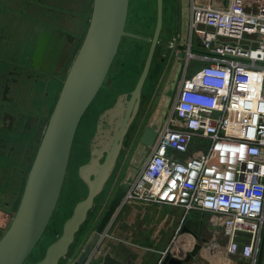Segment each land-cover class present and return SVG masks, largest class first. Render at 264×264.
Segmentation results:
<instances>
[{
	"label": "built area",
	"instance_id": "built-area-1",
	"mask_svg": "<svg viewBox=\"0 0 264 264\" xmlns=\"http://www.w3.org/2000/svg\"><path fill=\"white\" fill-rule=\"evenodd\" d=\"M169 42L183 62L178 93L123 201L210 212L226 253L254 258L264 231V0H193L187 39Z\"/></svg>",
	"mask_w": 264,
	"mask_h": 264
},
{
	"label": "water",
	"instance_id": "water-1",
	"mask_svg": "<svg viewBox=\"0 0 264 264\" xmlns=\"http://www.w3.org/2000/svg\"><path fill=\"white\" fill-rule=\"evenodd\" d=\"M180 1L179 32L181 41L184 42L189 32L190 0ZM129 4L130 0H93L85 37L67 72L46 125L17 211L11 225L0 239V264H24L41 240L61 195L79 123L99 93L122 39L131 37L150 43L141 74L126 105L123 101L126 94H123L113 107L100 116L97 136L92 144V157L88 163L79 168V175L88 186V194L76 203L72 215L64 222L62 234L47 247L44 257L33 264H59L60 260L68 254L77 232L94 205L95 198L101 193L115 168L124 136L138 110L156 48L158 45H170L169 41L160 38L164 25V0H157V19L152 36L126 29ZM45 39L44 36L37 46L35 57H39L43 52ZM179 48L183 46L179 45ZM182 64L181 54H179L169 71L157 107L149 119L130 166L117 186L106 212L82 246L73 264H84L90 256H99L100 245L97 244L138 174L137 166L144 148L149 149L155 144L175 93ZM108 115L109 120L106 118ZM114 117L117 118L115 121L112 119ZM104 120L109 122L110 131H113L112 134L110 131L106 132L107 139H102V134L100 135L104 131L102 130ZM263 256L264 231L257 264H262ZM100 264H123V262L108 252L103 255ZM126 264L133 263L130 260ZM163 264H181V259L172 262L167 257Z\"/></svg>",
	"mask_w": 264,
	"mask_h": 264
},
{
	"label": "crops",
	"instance_id": "crops-1",
	"mask_svg": "<svg viewBox=\"0 0 264 264\" xmlns=\"http://www.w3.org/2000/svg\"><path fill=\"white\" fill-rule=\"evenodd\" d=\"M76 1L0 0V76L2 72L7 74V58L12 66L20 68L22 65L28 73L38 72L29 66L30 61L36 59L33 62L35 67L51 71L45 73L52 78L46 98L47 112L59 90L64 66L78 40L75 32L84 24L86 1L87 12L90 4L92 7V0H81L84 9L81 13L84 14L78 29L77 25L73 27L76 21L71 23ZM208 2L220 1L203 3ZM44 36L45 48L39 57H35ZM3 87L7 89V83L3 84L0 79V92ZM3 168H7V162L0 160L1 176ZM10 191L12 194L13 189ZM11 194L7 193V181L0 182V239L11 225L19 206ZM211 216L206 211L187 212L179 205L123 201L97 244L105 246L103 251L100 249V258L95 256L92 264H100L108 252L123 264L130 260L133 264H163L167 257L172 262L181 259V264H257L259 251L251 259L226 253L224 245L227 240L219 235L217 226L211 223Z\"/></svg>",
	"mask_w": 264,
	"mask_h": 264
},
{
	"label": "rangeland",
	"instance_id": "rangeland-1",
	"mask_svg": "<svg viewBox=\"0 0 264 264\" xmlns=\"http://www.w3.org/2000/svg\"><path fill=\"white\" fill-rule=\"evenodd\" d=\"M201 1L206 2L207 0ZM91 3L93 6V0ZM76 4L77 5L73 7L75 11L71 14V23L76 21L73 27L77 25L79 29L84 14L81 12L84 11V9L81 0H77ZM87 4L88 2L86 1L84 24H82L79 31L75 32L78 40L64 66V75L59 79V90L55 94L52 106L48 109V115L45 119L43 130L46 128L67 72L88 29L92 7L90 4V9L87 12ZM180 5V0H164V25L160 35V38L163 40L169 41L180 34L178 21ZM213 5L217 6L216 3ZM156 19L157 0H130L127 19L128 31H141L142 34L152 36L156 25ZM149 47V42L131 37H124L121 41L118 53L99 93L83 115L77 128L67 174L54 214L41 240L28 256L24 264H33L44 257L47 247L62 234L64 222L72 215L76 203L87 196L88 186L81 179L79 168L83 164L88 163L92 157V144L95 142L94 138L97 136V125L100 123V116H102L107 109L113 107L118 101V98L123 94H126L123 100L124 105H126L143 69ZM173 55L174 50L170 49L168 46H157L155 58L142 90V102H140L141 104L139 103L135 117L124 136L118 164L117 166L115 165L116 167L105 183L101 193L95 198L94 205L89 211L85 222L77 232L75 241L71 245L68 254L60 260L59 264L74 263L82 246L106 212L110 201L114 197L116 188L123 177L124 169L134 156H131V151L134 149V154L137 151L141 140V133L148 125L149 119L157 107L164 84L174 62ZM161 56L166 57V62L163 63L160 60ZM196 66L197 64L193 61L191 68L196 70ZM173 100L174 99L171 100L169 108L173 105ZM106 118L109 120L110 116L108 115ZM112 119L115 121L117 118L114 117ZM102 125V130L104 131L101 132L100 135L102 134V139H107L106 132L111 130V125L107 120L102 121ZM110 132L111 134L113 133V131ZM103 159L104 157L101 158L100 161L102 162ZM21 193L23 194V191ZM103 246L104 245L101 243L98 249L103 251ZM98 254L100 258V250ZM181 257L184 258L186 256Z\"/></svg>",
	"mask_w": 264,
	"mask_h": 264
},
{
	"label": "flooded vegetation",
	"instance_id": "flooded-vegetation-1",
	"mask_svg": "<svg viewBox=\"0 0 264 264\" xmlns=\"http://www.w3.org/2000/svg\"><path fill=\"white\" fill-rule=\"evenodd\" d=\"M35 61L36 59H32L29 66L31 68H36L38 72L28 73L25 67H21L22 65L20 68L12 66L7 58V74L2 72L0 76V79L3 80V84L7 83V89L3 87L0 92V160L7 162V168L2 169L4 172L2 176L0 175V182L7 181V193L10 192L11 194L10 190L12 188L13 192L11 196L14 197V201L18 200L19 203L29 170L45 132L43 127L48 115L46 98L49 94L48 87L52 80L51 77L45 75V73L51 71H45L35 67V65H33ZM54 75L55 74H53V76ZM180 79L181 74L172 99H174L178 93ZM140 102H142L141 99ZM154 145L155 144L149 149L144 148V152L137 166L138 173L149 159ZM133 152L134 149L131 151V156L134 155ZM119 158L120 155L118 156L116 166ZM130 163L131 161L125 167L123 177ZM7 203H9V201H7Z\"/></svg>",
	"mask_w": 264,
	"mask_h": 264
},
{
	"label": "trees",
	"instance_id": "trees-1",
	"mask_svg": "<svg viewBox=\"0 0 264 264\" xmlns=\"http://www.w3.org/2000/svg\"><path fill=\"white\" fill-rule=\"evenodd\" d=\"M217 1H220V2H216L217 5H220V3L223 2V0H217ZM126 29H127V24H126ZM131 32H135V33L142 34L141 31H136V30H133V31H131ZM143 35H145V34H143ZM123 39H124V38H123ZM123 39H122V40H123ZM158 46H159V45H158ZM156 50H157V48H156ZM155 54H156V51H155ZM154 58H155V55H154ZM154 58H153V60H154ZM160 60L164 63V62H166V57H165V56H161Z\"/></svg>",
	"mask_w": 264,
	"mask_h": 264
}]
</instances>
